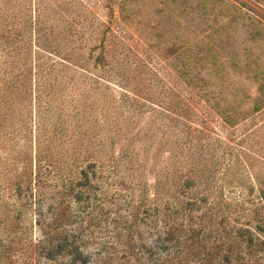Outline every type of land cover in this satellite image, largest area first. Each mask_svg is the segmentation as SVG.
I'll return each instance as SVG.
<instances>
[{"label": "rangeland", "instance_id": "rangeland-1", "mask_svg": "<svg viewBox=\"0 0 264 264\" xmlns=\"http://www.w3.org/2000/svg\"><path fill=\"white\" fill-rule=\"evenodd\" d=\"M75 2L78 7H72L73 11L67 7L61 12L58 0H0V264L33 262L30 253L56 218L59 201L65 202L63 206L71 217L78 211L74 199L62 200L63 182L68 184L64 178L68 174L79 176L87 167L77 164L88 157L99 162L93 183L111 187L112 178L101 169L106 168L111 156L140 148L139 139L149 122V114L138 113L127 133L109 135L105 119L109 105L115 97L134 92L130 87H118L115 78L103 76L105 58L109 60L115 54L108 28L118 31L123 25L116 24L119 7L113 5L112 9L108 0ZM129 2L128 25H123L125 32L118 31L123 41L118 45L119 52L130 50L133 58L149 62L162 76H168L174 67L163 68L161 60L171 57L173 66H177L180 59L172 55L189 48L192 67L200 79L213 68L204 60L214 54L243 94L258 97L259 82L234 63L252 60L258 68L260 60L264 62V0ZM38 11L42 19L50 18L47 23L37 24ZM40 26L48 28L39 30ZM64 43L68 51L80 49L66 56ZM57 46V53L53 52ZM136 71L128 68L126 73L134 76ZM143 72L139 78L150 77L148 69ZM131 84L135 86L136 82ZM226 106L221 104L219 110ZM253 106L248 102L244 108ZM120 115L124 119L133 114L128 107L120 109ZM249 120L253 124L264 122V110L252 112ZM222 124L221 120L213 123L214 130L209 128L208 132L227 143L232 129L224 130ZM194 126L202 127L198 122ZM258 139H264V129ZM192 140L197 141V136ZM208 158L213 166L212 156ZM150 159L145 171L153 182L155 171L168 160L166 155L155 159V167ZM247 174L243 179L245 195L256 198L258 180ZM88 194L86 191L85 196ZM124 202L125 197L120 198L119 204ZM103 240L112 241L109 236ZM98 241L87 244V251H94Z\"/></svg>", "mask_w": 264, "mask_h": 264}, {"label": "trees", "instance_id": "trees-1", "mask_svg": "<svg viewBox=\"0 0 264 264\" xmlns=\"http://www.w3.org/2000/svg\"><path fill=\"white\" fill-rule=\"evenodd\" d=\"M129 1L108 0L111 8L118 4L117 26L128 25ZM67 7L73 11L72 7L78 6L75 0H58L61 12ZM42 16L39 12L38 25L50 19ZM123 25L118 31L125 32ZM45 28L40 26L39 30ZM50 29L55 31L53 26ZM108 30L114 38L115 54L105 58L103 76L115 78L118 87L134 91L115 97L109 105L105 117L109 135L127 133L134 116L149 114L139 139L142 146L111 156L101 169L112 178L111 187L93 183L98 175L97 160L81 158L77 165L87 168L79 176L68 174L64 178L68 184L63 182L62 200L69 197L78 203L76 216L71 217L65 202L59 201L56 218L30 253L34 262L30 264H264V139H258L264 122L253 124L249 120L252 112L264 110V62L260 60L258 68L252 60L234 63L259 82L255 98L243 94L214 54L204 60L213 68L200 79L192 67L190 49H179L172 56L181 64L173 66L171 57L163 58V68H174L162 76L149 62L133 58L130 50L119 52L121 33ZM66 47L64 43L66 56L80 49L68 51ZM128 68L139 71L130 76ZM146 69L150 77L139 78ZM134 81L135 86L131 84ZM248 102L254 106L246 110ZM221 104L227 106L219 110ZM128 107L133 115L119 118L120 109ZM219 120L224 130L232 129L227 143L208 132ZM196 122L201 129L194 126ZM195 135L197 141L192 140ZM164 155L168 162L155 171L150 182L145 171L148 161L152 157L157 167L155 159ZM247 173L258 180L256 198L245 195L243 179ZM122 197L125 202L119 204ZM105 236L112 241L103 242ZM95 240H99L95 250L87 251V244Z\"/></svg>", "mask_w": 264, "mask_h": 264}]
</instances>
